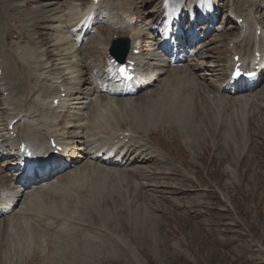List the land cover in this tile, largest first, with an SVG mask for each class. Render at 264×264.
<instances>
[{"label": "rangeland", "instance_id": "rangeland-1", "mask_svg": "<svg viewBox=\"0 0 264 264\" xmlns=\"http://www.w3.org/2000/svg\"><path fill=\"white\" fill-rule=\"evenodd\" d=\"M62 1L0 0V67L6 70L7 76L3 77L11 83L13 100L22 111L31 108L36 96L34 90L41 85L35 79L36 70L39 71L36 68L41 66L38 49L43 60L61 63L55 48L56 44L65 47L66 40L56 42L58 34L49 27L57 23L48 20L57 15L44 11L43 5L52 2L58 6ZM192 1L196 6L198 1ZM74 2L80 14L86 13L90 0ZM104 3L105 9L110 10L111 5L106 0ZM125 3L139 25L143 18L154 16L152 12L158 10L161 0H126ZM231 3L232 0H219L221 17L217 25L222 30L214 38L221 41L203 48L221 64L206 76L217 81V85L228 81L227 65L231 59L228 45L233 34L239 32L231 22L224 25ZM257 3L260 5L257 15L261 17L264 0ZM156 18L161 20L160 12ZM101 28L104 27L97 30L102 40L114 38V30ZM66 30L63 28L61 32ZM251 38L253 41L254 37ZM84 39V48L89 47L91 40L102 41L90 36ZM144 40L145 45L150 44L146 35ZM90 50H84L88 52L85 64L89 72L94 70L99 77L104 55L100 49ZM192 66L196 67V63ZM64 81L69 82L66 77ZM263 87L264 81L254 90L258 93ZM209 92L207 108H204L206 101L194 104V108L187 109L180 117L170 112L171 104H162H173L170 91L164 92V98L157 103L162 104V111L155 110L154 103L148 104L147 113L144 106L135 109L142 112L144 122L135 133L137 138L126 148L127 158L123 157V162L129 164L131 158L137 157V163L129 165L128 170L124 166L97 164L86 171L82 181L62 184L55 194L42 190L36 195L43 205L36 207L38 222L35 220V225H31V241L25 242L19 227L16 231L19 239L13 234L7 238L6 249L11 251L5 257L0 255L2 264H138L128 258L129 253L119 240L123 234L144 264H264V91L248 105L224 102ZM67 118L65 114L62 123ZM200 120L211 123L206 133L200 127L196 129ZM5 124L0 125V133H5ZM61 127H65V122ZM121 127L131 129L133 124L125 120ZM148 127L155 128L144 138L142 130ZM180 134L188 140H183ZM150 148L157 151L150 154L147 152ZM138 149L143 152H137ZM85 160L78 164L79 169ZM104 168L109 172L105 173ZM13 238L22 245L17 246Z\"/></svg>", "mask_w": 264, "mask_h": 264}, {"label": "bare ground", "instance_id": "bare-ground-1", "mask_svg": "<svg viewBox=\"0 0 264 264\" xmlns=\"http://www.w3.org/2000/svg\"><path fill=\"white\" fill-rule=\"evenodd\" d=\"M74 1L63 0L58 6H55L52 2L43 5L44 11L49 12L51 15H57L48 20L53 24L57 23L56 26L51 24V27H49L58 34L55 36L56 42L58 41L57 43H59L66 40V43L65 47L56 44L57 49L55 48V50L59 57L58 61H61V63L52 64L48 60H43L41 49H38V52H40L39 64L41 66L36 68L39 71L36 70L37 76L35 79L41 85L37 89L35 88L36 96L31 102V108L27 111H22L20 107L16 106L18 103L13 100L11 83L9 84V81H5L3 77L6 74V70L0 67V125L7 122L5 133H0V255L2 254L3 257L6 256L7 252L11 251L9 250L10 248L6 249V245H8L6 241L7 238L11 237V234L18 239L21 236L25 242L31 241V225H35V220L37 221L38 219L36 207L43 205L36 198V195L40 194L42 190L46 191L48 189L54 193L61 189L62 184L64 186L74 182L73 180H81L85 176L86 171L97 167V164L118 165L120 168L124 166L123 169H127L129 165L132 166L137 163L136 157L131 158L128 162L129 164L125 165L123 157L126 160V148L133 142L137 129L144 122L143 117H141V115L143 116L142 112L137 111L141 110L139 106H144L147 113L150 110L149 105H152V103L157 107L153 109L157 111L163 110L162 104L163 106L171 104L170 112L180 117L184 115L187 109L192 108L194 104L201 105L206 101L204 108H207L211 98L209 91L215 94L214 97L222 99L224 102H241L247 105L255 100L261 91H264V87L258 93L254 90L260 82L264 81V70L260 71L261 79L259 81L255 79L247 83V88H244L245 83L240 84L228 80L223 85H217V81L214 82L211 77L206 78L208 73L215 72L216 67L220 64L219 61H215V57L211 52L203 50L204 47L206 48L212 43L216 44L221 41L220 38L217 37V39L214 36L222 28L217 25V22L213 24V28L210 27V19L217 17L213 0H199L198 8H192L193 17L200 19L206 25L200 28L193 25H187L186 28L179 26L184 11L189 9L188 5H182L181 0H161L158 10L152 12L154 16L148 19L147 17L143 18L144 20H140L141 23L139 25H136L137 21L134 20L135 16L130 10L131 8L126 7V0H117L116 3H114V0H106L107 4L111 5L110 10L105 9L104 0H99L96 5L93 2L94 0H90L89 5L86 7L88 10L87 20H81L85 13L81 12L80 14L78 12V4H75ZM253 1L252 3L256 4L247 3L248 1L244 2V0H232L230 4L229 15L225 21L226 24L231 22L238 28L239 32L236 35L233 34L234 36L228 45V50L231 54V59L228 62L229 70L234 64L232 59L235 55H239L240 60L245 62L249 57L251 60L252 57L255 58L254 54L258 53L260 61L257 65H264V9L261 17L257 15V10L260 7L257 3L259 0ZM106 10L112 14L108 13V11L104 13ZM161 10L164 12V17L158 20L156 16ZM91 15H94L93 19H91ZM239 19L242 20L240 26L236 24ZM170 21L171 26L169 27ZM97 24L99 25L98 27L114 30L115 33L113 32L114 34H112L114 38L102 40L100 31L97 30L98 27L95 28ZM178 26L180 29L176 30L175 28ZM63 28L67 30L61 32ZM181 30L182 32H180ZM258 31H260V35H257ZM109 32L108 36L110 35ZM116 33L125 36H118ZM194 33L197 34L196 42L187 44L188 40L185 38L187 36L191 38ZM145 35L148 42H150L149 45L147 44L148 46L145 45ZM86 36H90V38L98 37L102 41L95 42L91 40L90 44H88L89 47L86 46L84 48L82 42L84 40L83 37ZM251 36L254 37L253 41ZM118 38L128 40L131 50L127 60L137 64L136 71L141 76L133 83L125 84L116 81V78L109 72V67L100 70L98 72L99 77H96L94 70L89 72L88 64H85L86 54L88 53L85 51L88 49L93 51L96 48L106 52L108 42L111 43ZM201 38L202 40L199 41L198 39ZM193 44L197 45V47L200 45L198 51H194L196 46L192 48ZM77 45L80 47L77 51H74L73 49ZM135 49L140 52L138 55L133 54ZM33 50L35 51V49ZM179 60L189 63H184L180 66L171 65L177 64ZM193 63H196V67L192 66ZM65 77L67 82L69 81L68 83L64 81ZM228 85L231 89H229ZM242 89L244 91L240 93L239 91ZM167 91L172 94L173 104L172 102H162L158 106L157 103L164 98V92ZM234 91L238 92V95ZM255 91L257 94L253 93ZM61 94H64V98H61ZM55 99L59 101L57 106L53 105V100ZM190 110L192 111V109ZM190 110H188V113H190ZM65 114L68 115V118L65 119V127L62 128L61 123ZM125 120L132 122L133 127L131 129H123L121 127ZM12 123H14L13 129L10 133L14 136L7 137L8 127ZM178 126L181 127L179 124ZM199 127L203 133H206L207 128L212 126L209 121L208 124H204L200 120L196 129H199ZM154 128L143 129V137L146 138L147 134H149L148 131ZM105 129L108 131H104ZM101 135H107V137H102ZM180 135L183 140H188L182 134ZM51 140L57 143L58 146H64L63 159L67 163L66 167L58 170L60 173L57 175L49 172L53 176V181H48V177L45 180L39 179L40 183L38 186H34L32 189L29 188L27 193H21L18 177L22 175V169L27 167L26 164L30 159L26 157L25 152L19 151L20 145L24 143L26 145L25 150L28 152L51 156L53 152ZM194 147L189 146L187 148ZM107 148H114V151H108ZM118 148L119 151H116ZM147 150L145 149V151ZM154 151L157 150L153 149L152 151L150 148L147 152L151 154ZM137 152H143V150L138 149ZM112 155L114 156L112 157ZM84 160L82 169H79L78 164ZM17 164L20 170H14ZM68 167L73 168V170L66 172L65 170ZM102 170L105 173L109 172L105 168ZM130 171H132L131 168ZM15 172L16 175H13ZM8 207H10V212L7 214L6 209ZM53 213L51 211V214ZM49 215L50 213L45 216L49 217ZM43 219L47 220V218ZM19 227L22 234L17 236ZM18 239L13 242L16 241L17 243ZM119 240L124 245L125 251L129 253L128 258L131 257L138 264H144L139 253L129 243L124 234L119 236ZM16 245L19 246L22 243L20 244V241H18ZM2 262L0 261V264Z\"/></svg>", "mask_w": 264, "mask_h": 264}, {"label": "water", "instance_id": "water-1", "mask_svg": "<svg viewBox=\"0 0 264 264\" xmlns=\"http://www.w3.org/2000/svg\"><path fill=\"white\" fill-rule=\"evenodd\" d=\"M119 45L122 47L123 55H125L128 51V41L119 39V40L114 41L112 44V52H113L115 58L117 60L123 62V58H119V56L117 54V48Z\"/></svg>", "mask_w": 264, "mask_h": 264}, {"label": "snow or ice", "instance_id": "snow-or-ice-1", "mask_svg": "<svg viewBox=\"0 0 264 264\" xmlns=\"http://www.w3.org/2000/svg\"><path fill=\"white\" fill-rule=\"evenodd\" d=\"M120 71L123 73V72L125 71V69L121 68ZM238 74H239V73H237V75H238Z\"/></svg>", "mask_w": 264, "mask_h": 264}]
</instances>
